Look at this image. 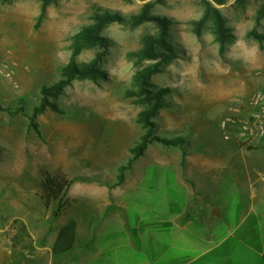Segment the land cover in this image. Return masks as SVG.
<instances>
[{"label":"rangeland","instance_id":"obj_1","mask_svg":"<svg viewBox=\"0 0 264 264\" xmlns=\"http://www.w3.org/2000/svg\"><path fill=\"white\" fill-rule=\"evenodd\" d=\"M147 4L150 16L160 21L133 25ZM263 4L213 2L227 33L221 51L213 8L205 0H55L43 15L41 0L0 1V65L14 68L12 77H0V144L6 148L0 162V241L16 247L47 244L71 220L85 223L93 214L124 209L119 197L139 184L127 190L124 183L112 189L106 183L116 181L119 167L129 161L131 149L147 131L142 114L155 100L147 101L146 95L165 92L163 106L151 118L155 134L183 139L182 146L151 143L147 162L174 159L171 149H191L195 142L210 144L215 137L210 134L212 123L225 135L229 125L245 120L249 97L264 83V48L250 35ZM105 12L124 20L101 30V44H83L79 32L96 23V13ZM163 29L176 55L144 85L142 73L162 60L144 58L142 51L149 37H159ZM256 29L264 32V19ZM156 49L164 52L158 45ZM99 52L104 55L96 78L75 79L61 95L50 98L60 112L47 108L37 114L38 134L32 116L42 101V87L64 78L63 69L71 61L92 62ZM247 155L260 165L256 179L264 181V142ZM44 170L75 180L54 224L59 202L47 206L42 198ZM159 171H148L145 189L150 200L164 194L161 186L150 189ZM172 176L170 169L164 170L162 181H173ZM90 185L94 190L85 191ZM179 191L177 186L169 190ZM236 203L234 199L233 206ZM135 205L152 210L150 202Z\"/></svg>","mask_w":264,"mask_h":264},{"label":"crops","instance_id":"obj_2","mask_svg":"<svg viewBox=\"0 0 264 264\" xmlns=\"http://www.w3.org/2000/svg\"><path fill=\"white\" fill-rule=\"evenodd\" d=\"M229 127L227 137L210 124L215 136L210 144L184 147L186 155L184 149H171V160L144 161L148 146L126 173V189L139 188L119 197L124 209L77 221L74 247L58 254L53 251L57 237L17 247L2 239L0 264H264V181L256 179L261 168L248 159L247 150L254 149L238 138L234 125ZM150 168L160 170L150 184L164 191L158 200L146 193ZM168 169L173 181L165 183ZM176 186L179 193H170ZM136 202H150L152 210L137 208Z\"/></svg>","mask_w":264,"mask_h":264},{"label":"trees","instance_id":"obj_3","mask_svg":"<svg viewBox=\"0 0 264 264\" xmlns=\"http://www.w3.org/2000/svg\"><path fill=\"white\" fill-rule=\"evenodd\" d=\"M2 2H11L13 0H0ZM42 1V15L46 12L47 7L52 4L55 0H41ZM213 2L218 4H223L226 0H205V3L213 8L214 12V21H215V31L217 35V40L220 43L221 51L224 50L225 43L227 41V33L225 31L223 16L222 13L217 9ZM149 4H147L142 12L134 17L133 25H140L148 20L160 21L158 16H150L149 14ZM96 23L90 27L83 28L79 32V40L83 44L97 45L101 44L102 37L100 36L101 30L109 23L112 22H123L124 18L119 14H114L110 12L105 13H96L95 14ZM264 19V4L259 8L257 13V25H261L262 20ZM253 29L250 33L251 36L256 38L260 42V47L264 48V32H258L257 29ZM157 45L164 50V52L157 51ZM78 50H75L74 55H76ZM169 52V53H168ZM103 53L99 52L95 59L92 62H85L78 64L75 61H71L63 70L64 78L54 82L51 85H46L42 87L43 98L39 106L35 107L34 115L32 116L33 126L36 128L38 134L41 135V131L37 128V125L34 122V119L37 114L44 112L47 108H50L54 111L60 112V108L57 103H54L50 98L58 97L63 93L66 86L71 84L75 79H95L96 73L98 72V63L103 57ZM175 51L172 47H169L168 41L166 39V31L163 29L161 35L157 38L149 37L148 44L145 49L142 51V56L144 58H161L158 64L152 65L146 72L142 73L141 82L144 85H148L151 76L156 73L161 64L165 61L171 60L175 57ZM143 91L149 92V90L142 88ZM165 92L162 90L157 93L154 97L146 95V100L151 101L153 98L155 101L152 107L143 112L142 119L147 128L146 133L141 137L140 141L131 149L132 157L126 164H123L118 169V176L116 181L112 183H106V185L112 189L117 186H120L124 183L126 179V172L132 169L134 163L145 154L148 146L155 142H161L166 146H182L183 139L178 138H167L155 134V123L152 121V117L156 115L158 110L163 106L162 98ZM251 149H256L257 147L249 146ZM6 152V148L0 144V162ZM184 155L186 151L184 149ZM92 180V179H87ZM75 180L66 177L62 174H52L47 170L43 171V182H42V198L45 200V204L50 206L54 201H58V207L53 212V224L59 218L64 208L66 207V195ZM76 226L77 222L71 220L67 225H65L59 232L58 238L54 245V252L56 254L61 252L69 251L73 248L76 242Z\"/></svg>","mask_w":264,"mask_h":264},{"label":"built area","instance_id":"obj_4","mask_svg":"<svg viewBox=\"0 0 264 264\" xmlns=\"http://www.w3.org/2000/svg\"><path fill=\"white\" fill-rule=\"evenodd\" d=\"M14 68L10 63L0 65V77H12ZM248 116L236 126L238 138L247 146L257 147L264 142V83L258 87L247 101ZM227 121L223 123L226 126ZM230 136L229 130H224ZM264 179V175H261Z\"/></svg>","mask_w":264,"mask_h":264}]
</instances>
